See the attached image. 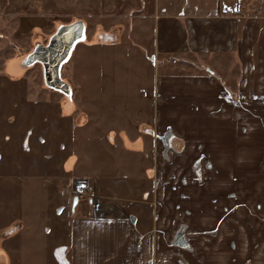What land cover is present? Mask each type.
<instances>
[{"label":"crops","instance_id":"crops-1","mask_svg":"<svg viewBox=\"0 0 264 264\" xmlns=\"http://www.w3.org/2000/svg\"><path fill=\"white\" fill-rule=\"evenodd\" d=\"M105 4L97 13L127 7L136 21L150 22L147 49L156 66L120 75L98 69L104 46L92 57L79 55L72 84L79 81L81 102L65 99L58 117L87 146L66 156L62 172L89 179L93 200L73 201L67 264H264V0ZM236 5L240 11L230 12ZM43 7L40 0H0V13L40 14ZM139 29L132 26L135 47L125 56L133 63L144 46ZM86 30L83 21L62 25L34 56L45 84L67 97L74 88L60 70ZM67 36L73 42L62 59ZM86 43L74 52L90 50ZM54 44L60 48L52 54ZM57 58L59 82H53ZM168 58L178 69L201 62L205 71H170ZM25 72L5 75L18 82ZM92 94L100 97L92 101ZM39 237L32 250L15 253L40 255Z\"/></svg>","mask_w":264,"mask_h":264},{"label":"rangeland","instance_id":"rangeland-1","mask_svg":"<svg viewBox=\"0 0 264 264\" xmlns=\"http://www.w3.org/2000/svg\"><path fill=\"white\" fill-rule=\"evenodd\" d=\"M113 1L40 0L41 5L44 4L42 11H45L40 14H24L20 9L13 14L6 11L0 13V250L3 247L14 252L9 255L0 252V264H67L64 241L76 207L73 201L93 200L90 196L92 182L89 179H67L62 172L66 156L71 152L81 154L87 146L74 141L75 137H70L68 131L74 132L75 127L69 126L70 121L58 117L59 106L65 99L81 102V90L74 88L79 81L74 80L72 84L73 73L80 70L82 65L79 55L92 57L97 53V48L104 46L98 69L116 71L120 75L133 71L148 74L149 66H156L155 56L152 59L147 49L150 44L149 21L144 18L136 21L127 7L121 9L120 14L97 13L103 3H106V8H112ZM239 7L232 6L229 11H240ZM78 21L86 25V38L78 41L74 49L77 44L86 41L91 48L83 51L79 47L75 52L73 49L62 65L60 76L74 88L70 89V96L67 97L66 92L54 90L45 84L42 66L35 62L34 56L46 49L58 27ZM138 25L142 27L138 33L145 47L136 46L138 54L134 64L131 60H125V56L133 54L135 43L131 38L132 26L138 28ZM107 34L111 37L116 35L117 39L106 40ZM92 40H97L96 47L90 43ZM106 43L108 45H101ZM119 46L120 50L117 51ZM76 60L79 61L77 66ZM167 61L170 62V71H205L198 61L193 67L186 64L180 69L174 65L175 58H168ZM6 70L12 76L22 70L26 72L23 80L16 83L7 79ZM99 97L92 94L91 99L94 101ZM84 98L85 101L89 100L87 93ZM108 143L111 144V141ZM82 181L90 190L80 197L72 195L75 185ZM35 235L40 236L38 243L40 248H44L40 255L15 253L23 252L26 248L32 250Z\"/></svg>","mask_w":264,"mask_h":264},{"label":"water","instance_id":"water-1","mask_svg":"<svg viewBox=\"0 0 264 264\" xmlns=\"http://www.w3.org/2000/svg\"><path fill=\"white\" fill-rule=\"evenodd\" d=\"M77 26H73L72 28H73V30L76 28ZM64 40H66V44H63L62 46V48H61V52H64V54H63V58L62 59H64L67 55H68V52H69V50H70V48H71V45H72V42H73V39L72 38H70V36H67L66 37V39H64ZM57 45V46H56ZM53 49H52V54H55V52H53V50L56 48V47H58V44H54L53 46H51ZM58 48H60V47H58ZM58 51H60V49L58 50ZM60 58V57H59ZM59 58H57L56 59V61H54L53 63H52V67H53V70H54V76H53V82H59V79H58V61L57 60H59ZM52 72V71H51ZM74 201H76V199L74 200Z\"/></svg>","mask_w":264,"mask_h":264},{"label":"built area","instance_id":"built-area-1","mask_svg":"<svg viewBox=\"0 0 264 264\" xmlns=\"http://www.w3.org/2000/svg\"><path fill=\"white\" fill-rule=\"evenodd\" d=\"M90 190V187H87V184L85 181L79 182L75 185L72 195L80 197L84 192H88Z\"/></svg>","mask_w":264,"mask_h":264}]
</instances>
